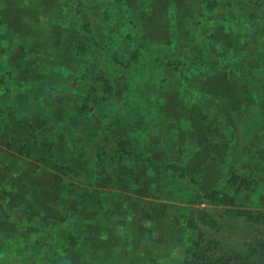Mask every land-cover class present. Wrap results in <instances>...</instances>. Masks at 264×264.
I'll use <instances>...</instances> for the list:
<instances>
[{"label": "rangeland", "instance_id": "374dc122", "mask_svg": "<svg viewBox=\"0 0 264 264\" xmlns=\"http://www.w3.org/2000/svg\"><path fill=\"white\" fill-rule=\"evenodd\" d=\"M0 108V264H264V0H0Z\"/></svg>", "mask_w": 264, "mask_h": 264}, {"label": "trees", "instance_id": "16d2710c", "mask_svg": "<svg viewBox=\"0 0 264 264\" xmlns=\"http://www.w3.org/2000/svg\"><path fill=\"white\" fill-rule=\"evenodd\" d=\"M9 107V106H8ZM6 108V107H5ZM1 109V108H0ZM5 111H3V113H4ZM38 115H36L34 118H36ZM10 117L12 118V117H14V112H12V114L10 115ZM20 121H18V122H16L15 124H14V126L12 125V126H10V128H11V130H10V132L12 133V131H14L17 127H18V123H19ZM32 124L34 125V127H38V126H36V124H37V120L35 119V122H32ZM26 125V124H25ZM6 141H12V140H0V142H6ZM44 142H40V144H42L44 147H48V143H47V141H45V140H43ZM39 145V144H38ZM63 147L62 148H65L66 146L65 145H62ZM48 209V215H50L52 218H54V219H57V218H59V214H58V212H56V213H51V211H54V208L53 207H48L47 208ZM10 211V210H9ZM3 213H5V212H3ZM59 219H62V217L60 216V218ZM80 229L82 230V228L80 227ZM83 234H84V237H85V232H83ZM71 238L72 239H74V241L75 242H77V239H80L81 237L79 236V237H77L76 239L75 238H73V235L71 236Z\"/></svg>", "mask_w": 264, "mask_h": 264}]
</instances>
